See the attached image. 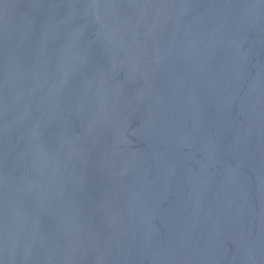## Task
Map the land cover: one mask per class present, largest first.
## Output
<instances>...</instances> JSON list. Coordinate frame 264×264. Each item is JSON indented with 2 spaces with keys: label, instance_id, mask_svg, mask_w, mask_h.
<instances>
[{
  "label": "water",
  "instance_id": "obj_1",
  "mask_svg": "<svg viewBox=\"0 0 264 264\" xmlns=\"http://www.w3.org/2000/svg\"><path fill=\"white\" fill-rule=\"evenodd\" d=\"M0 264H264V0H0Z\"/></svg>",
  "mask_w": 264,
  "mask_h": 264
}]
</instances>
